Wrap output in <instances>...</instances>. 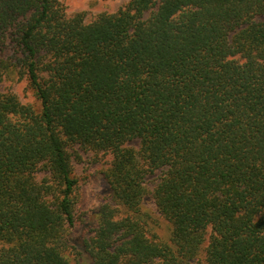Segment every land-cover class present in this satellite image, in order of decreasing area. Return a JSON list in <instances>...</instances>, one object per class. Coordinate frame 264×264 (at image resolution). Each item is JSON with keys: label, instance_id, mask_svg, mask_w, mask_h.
I'll return each instance as SVG.
<instances>
[{"label": "trees", "instance_id": "1", "mask_svg": "<svg viewBox=\"0 0 264 264\" xmlns=\"http://www.w3.org/2000/svg\"><path fill=\"white\" fill-rule=\"evenodd\" d=\"M259 16L264 0H127L88 22L59 0H0L2 60L38 100L0 92V264H188L207 232V264H264ZM78 149L112 156L111 201L82 249L63 235ZM155 170L170 243L144 232Z\"/></svg>", "mask_w": 264, "mask_h": 264}, {"label": "rangeland", "instance_id": "2", "mask_svg": "<svg viewBox=\"0 0 264 264\" xmlns=\"http://www.w3.org/2000/svg\"><path fill=\"white\" fill-rule=\"evenodd\" d=\"M65 6L67 15L76 12H82L85 21L93 20L100 13H115L123 8L127 0H59ZM257 19L264 20V16H259ZM11 52L9 47L0 48V92H11L17 95L23 103H31L33 106L38 104V100L34 94L28 79L15 70L12 66H6L2 59H5ZM137 153V159L142 161L140 156L139 141L134 139L126 144ZM74 153V151L72 152ZM77 154L72 156L74 167V175L77 178V202L75 205V220L76 224L71 230L63 233L64 237L69 232L70 241L79 249H82L83 240L93 233L98 213L101 208L111 201L110 186L105 179V171L110 166L112 156L108 152H95L92 150L78 149ZM161 170L147 172L143 185L147 190L146 196L141 204L142 217L144 223V232L153 242H171V223L162 215L156 208L153 199L150 195L152 188L159 181ZM44 173L38 172L37 179H42ZM118 207V206H117ZM119 209V208H118ZM119 212L125 213V209L120 207ZM207 232L205 240L197 254L188 262V264H207L205 260V248L208 243ZM9 242L0 240V245H6ZM68 249L67 255L72 259L73 255ZM73 260V259H72Z\"/></svg>", "mask_w": 264, "mask_h": 264}]
</instances>
